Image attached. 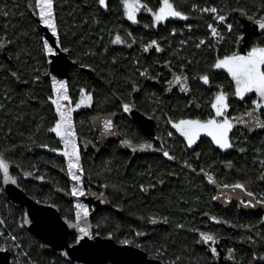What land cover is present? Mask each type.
Instances as JSON below:
<instances>
[{
  "label": "trees",
  "instance_id": "1",
  "mask_svg": "<svg viewBox=\"0 0 264 264\" xmlns=\"http://www.w3.org/2000/svg\"><path fill=\"white\" fill-rule=\"evenodd\" d=\"M172 1L189 16L187 26H190L191 30H185L182 28L183 25L178 22L176 36H171L168 31L165 33L175 47L173 56H170V52L166 56L174 61V65L178 69L183 60L193 82L196 97L208 109L210 98L217 90L218 85L229 93L232 91V86L229 83L230 78L225 72L216 70L212 73L210 85L207 88L202 86L199 81L195 82L194 77L203 74L218 55L222 56L226 52L239 48L232 43L230 34L219 44L209 39L207 25L213 21V17L193 10V6L198 8L211 6L221 10V13H228L232 18L234 31H237L238 26V31L245 34L244 24L252 25V21L234 10L243 9L248 15L254 16L264 15L259 12L262 0ZM28 2L30 1L17 0L16 4H12V0H0V37L4 33L14 41L10 52L5 54L7 58L0 54V104L4 105L3 108H0V152H6L13 145L18 146L15 152L9 153V159L13 164L19 165V168L13 167L12 175L21 176L23 172H32V176L19 179L18 187L39 203L56 208L65 221L74 218L73 207L76 201L70 198L71 196H67L70 188L63 176V170L66 169L65 162L49 150V148L62 149V144L58 142V138L54 134L46 131V128L54 122V109L45 103L47 97L51 95V85L45 79V61L39 56V37L33 33L34 22L28 18L25 10ZM57 2L59 4L57 11L62 21L61 29L63 31H75L73 23L76 22L75 18L80 15L91 18L98 14L103 24L114 16L111 21L116 25L114 29H118L122 22L121 9L117 11L119 0H113L111 5L113 11L109 14L102 11L97 13V6L92 0H85L88 7L83 6L79 0H57ZM16 8H19L21 12L18 13ZM4 12L8 14L4 15ZM23 13L25 17H21L20 14ZM92 20L89 19L88 24L93 23ZM181 28L182 30H180ZM245 38L248 47L264 40V36H261L259 31ZM66 40L70 44L68 46L75 51L74 53L81 56L79 52L81 46L72 42L74 37L67 36ZM200 40L211 41V44L201 45L200 48H197L196 44ZM181 41L186 43L181 44ZM98 45L95 44L92 49V53H96V55H92L96 56L95 66L99 73L105 74L103 65L107 64L113 71L111 74L116 75L117 79H112L108 74H105L106 76L103 77L105 85L91 83L89 85L84 81L83 76L74 73L69 84L72 99H79V90L83 87L93 93L96 106L104 103L111 95L122 99L131 95L134 91L129 82L135 73L132 61L120 58L124 56L121 50L112 49L101 56ZM244 50L246 51L247 47ZM28 52L31 53L30 56L23 54ZM16 55H20V61L14 58ZM111 58L117 60L118 68L113 65ZM188 61L192 63L188 64ZM35 68L39 69L41 75L39 82H33V69ZM12 71H18L22 76V80L18 81V84L17 80L11 76ZM23 80H27L29 83L25 85ZM141 86L142 100L140 103L145 111L157 113L158 119L161 121V130L164 129L163 122L166 114L171 118L200 116L196 111H190L186 107V105L188 106L186 98L166 97L162 94V90L160 92L156 90L155 93L151 91L152 97H145L144 86ZM6 94L7 99L5 98ZM29 96H31V102L22 104L21 101H27ZM118 102L119 100L117 101L113 97L108 105L114 108L118 106ZM230 102L233 106L232 111L236 110L240 101L230 96ZM244 102L241 101L239 104ZM246 102L251 101L246 100ZM208 113H204L203 116L207 117ZM79 117L78 134L85 136L89 130L88 115L83 113ZM9 130H11L10 134ZM233 142L236 147L239 146L245 151L232 149L225 152L219 150L210 143V138L206 137H202L201 141H198L196 146L190 149L186 148L184 141L177 137L168 141L171 155L176 157L175 160L166 161L164 158L157 157L137 158L135 163L127 167L126 164L120 162L121 155L113 149L102 154L96 160L85 159L83 168L86 178L92 186L98 188L99 193L103 192L106 197V193H108L111 205L109 208L100 207L91 211L89 222L96 237L108 238L109 233H112L113 240L118 244H120L118 241L125 238L135 240L147 247L148 251L142 250L152 258H154L156 250L166 249L162 260L165 264L177 256L181 257L178 264H264V259H261L264 256L256 255L259 252L261 254L264 252V239L258 237L260 233L263 234V231L258 226L255 227L258 231L254 228L255 237H244L246 244L241 248L242 252L238 254L239 257H244V260L240 262H215V259L208 254L206 247L197 243L200 239L199 232L208 230L217 238L220 231L213 221L223 218L217 204L212 199L215 196V191L207 185L200 172L201 168L211 171L216 181L245 182L253 192L264 193V180L261 179L264 165L260 163V161H264V133L255 137L245 135L244 138H233ZM42 144H47L49 148L41 147ZM197 153H200L199 160L196 159ZM185 161L196 168V172L185 167ZM228 161L232 162L231 169L227 167ZM38 177H43V179H38ZM161 180L164 182L160 183ZM104 184L108 185L107 189L102 187ZM141 185L147 190L141 191ZM151 185H155V187H151ZM4 187L5 184L0 177V217L8 222V228L4 233L6 236L9 233L16 234L22 247L20 249L12 248L11 242L6 243L3 237H0V247H7L12 252L14 264H69V262L75 264L68 256L65 257L61 254L64 251L52 249L40 239L35 238L29 232V224L25 225L23 229L18 227L22 218L27 214L26 209L22 205L12 203L7 197ZM165 217H167L168 223H163ZM152 219L156 221L155 224L150 223ZM258 223L254 222V225H258ZM178 225L184 227L181 228ZM191 229H198L199 232ZM136 231L145 232L147 235L136 237ZM76 233V229H71L68 239L70 245L73 244ZM227 246L238 250L237 237L230 234ZM24 253L27 255L25 256Z\"/></svg>",
  "mask_w": 264,
  "mask_h": 264
},
{
  "label": "snow or ice",
  "instance_id": "2",
  "mask_svg": "<svg viewBox=\"0 0 264 264\" xmlns=\"http://www.w3.org/2000/svg\"><path fill=\"white\" fill-rule=\"evenodd\" d=\"M97 5V13L103 11L104 13H109L113 11L111 8V0H95ZM28 8L31 16L35 20L36 28L33 29V33L36 34L39 44V56L48 64L55 62L57 67L63 63L64 56L67 55L71 57L73 55L72 48L68 47L64 38H67V32L62 33V21L59 18L57 9L59 4L57 0H30ZM122 9V17L127 21L131 22L133 25L139 24L138 14L141 11H145L151 14L152 24H145V28L155 27L161 22L167 21L170 18H178L180 20L187 21L189 16L185 14L178 4L170 2V0H159V5L156 9L148 7L147 4L141 3V0H119L117 6V11ZM193 10L206 12L213 15L214 20L220 25L226 27L227 32L232 38V43L235 44L240 50L229 51L225 54L218 55L214 61L208 65L207 69L203 74H198L194 79L202 82L203 85H210V77L212 73L216 70H223L227 76L230 78L229 83L232 86V91L229 93L223 87L217 86V91L210 98V112L207 117L201 116H181L179 118H166V124L170 125L171 129L174 131L168 132V137H173L174 134H178L180 138L185 142L186 148H192L193 145H196L198 141H201L202 137L210 138V143L215 145L217 149L222 151H227L234 147V142L232 140L231 134L233 129L237 125L245 126L249 131H254L256 129L264 130V40L253 43L250 47L247 46V41L245 34L242 31H234V26L231 23H226L228 17L225 14L221 13L216 7H205L198 8L193 6ZM238 11L241 16L246 17L249 21H252L255 26L260 30V35L264 36V15H248V13L243 9H235ZM260 13H264V0H262V6L259 9ZM7 15V12L3 13ZM95 23L97 25L102 23L100 16L97 14L95 16ZM45 31L46 34H41L38 31L40 28ZM208 28L212 37H219L217 44L224 40V36L218 31V28L209 24ZM103 30V29H102ZM191 27L189 26V31ZM112 30H109L111 34ZM175 29L172 31L171 35H175ZM62 36L64 38H62ZM126 37H132V33L125 30V36L120 35L118 32L115 34V38L109 41L110 44L114 45H124L127 44L128 47L132 45L127 43ZM19 39V37H17ZM101 41H103V36H101ZM14 43L13 40L5 38L0 41V47L5 45L11 46ZM186 43L181 41V44ZM210 45L211 41L200 40L196 47L200 48L201 45ZM214 47V46H213ZM247 47L245 51L244 48ZM155 52H163L164 49L156 40H152L150 43L146 44L143 48L144 52L149 50ZM107 47L104 48V53H107ZM30 56L31 53H23ZM85 56L96 55V53L85 52ZM17 61H20V55L14 57ZM74 64L77 63V60L72 61ZM112 63L115 64L116 60L113 58ZM137 64L139 61L136 62ZM191 64V61L187 62ZM83 68L85 65L80 64ZM165 67L171 69L172 62L171 60L165 62ZM90 67V66H89ZM34 76L33 82H39L41 75L39 69H33ZM179 75L173 73L172 80H168L166 83L168 87L165 89L167 92L172 91L173 84L180 86V91L183 93H189L191 91L189 87L190 77L188 76L183 60L181 61V66L179 68ZM45 76L51 78V95L47 97L45 103L54 109L53 123L51 126L46 128L48 133L54 134L58 138V142L62 144V149L49 148L47 144H42L41 147L49 148L52 152L59 151L60 154L66 158V175L71 182V188L67 193L73 198L79 200L81 197L88 195V190L85 187V170L81 164V155L80 147L78 144L77 132L74 124L73 113L80 109L82 106L91 107L93 102V93L87 91L86 88H80L79 95L80 98L75 102L73 106V101L70 96L69 82L65 79H58L57 75H53L51 72H45ZM140 76L148 77L147 71H141ZM11 76L17 81L22 80V76L18 71H12ZM23 83L27 85L29 81L23 80ZM132 90L138 92L140 89L137 84H131ZM230 96L237 98L239 101L250 100L251 104L245 109V113L240 116L232 117L229 114L231 108ZM254 97V98H253ZM7 99V94L5 96ZM119 100V98L117 97ZM31 102V96L28 97V100H22L21 103ZM4 105L0 104V108H3ZM122 110L124 113H128L132 110L133 105L129 103L121 104ZM186 107H188L186 105ZM115 113H108L105 117L102 118V127L103 132L101 136L107 135H116L114 131L115 125L113 121V116ZM247 117L245 119L244 117ZM98 119V118H94ZM11 130H9L10 134ZM124 145L131 149L133 153L137 151H143L145 148L151 147L150 144H140L138 147L132 144L130 141H124ZM18 146L13 145L11 149H8L6 152H0V177H2V182L5 185H17L19 186V179L22 177L32 176V172H23L21 176L12 175L13 167L19 168V165H14L13 162L9 159V153L15 152ZM164 157L168 160H175L174 155H170L169 151H164L160 149ZM241 152H244L245 149L241 148ZM200 153L196 154V159L199 160ZM261 165H264V161H260ZM184 166L190 168L192 172H196V168L192 167L187 161L184 162ZM232 162H227V167L232 168ZM201 173L207 177V180L210 184L215 185L217 181L212 175H209L204 171L203 168L200 169ZM38 179H43V177H38ZM261 179L264 180V171H262ZM164 181L161 180L160 183ZM105 189L108 188L107 184L102 185ZM155 187V185H151ZM223 190H228L226 198H235L239 201L240 205L246 208L255 207L257 204L264 205V197L257 198L256 194L249 189L248 184L245 182H234V183H223L220 185ZM147 189L141 185V191H146ZM96 195V193H91ZM101 198L104 197V193H99ZM219 197H212V199H218ZM247 198V199H245ZM106 202V201H105ZM91 210L89 207L82 202H77L74 205V218L66 219L65 223L68 228L76 229L77 233L74 237V242L69 247H76L77 245L83 246L82 242L87 240H95L96 234L92 230V225L89 222V216ZM220 221H217L219 223ZM6 222L0 219V225L5 224ZM31 221L27 218L25 214L22 218V222L18 225L20 229H23L25 225L30 224ZM150 223L155 224L154 219L150 220ZM163 223H168L167 217L163 218ZM178 227L183 228V225H178ZM192 231L199 232L198 229H191ZM147 233L142 231H136L135 236L141 237L146 236ZM0 237H3L7 242H11L12 248L20 249L22 243L20 242L16 234L9 233L7 236L3 231H0ZM200 239L197 243L208 245V254L212 257H215L218 253L217 247L213 246L217 243L216 237L214 235L199 232ZM114 235L109 233L108 239L112 240ZM121 245H132L136 248H141L145 251H148L145 245H141L135 240L123 239L118 241ZM9 250L7 247H0V251ZM231 251V250H230ZM166 249L163 251L156 250L154 255L155 260L162 261ZM63 256L67 257L69 253L64 251L61 253ZM26 256L27 253H24ZM264 259V258H261ZM181 260V257L177 256L174 260L168 262V264H178ZM70 264V262H69Z\"/></svg>",
  "mask_w": 264,
  "mask_h": 264
},
{
  "label": "flooded vegetation",
  "instance_id": "3",
  "mask_svg": "<svg viewBox=\"0 0 264 264\" xmlns=\"http://www.w3.org/2000/svg\"><path fill=\"white\" fill-rule=\"evenodd\" d=\"M79 1L82 2L83 6L88 7V5L86 6L85 0H79ZM92 1L93 3H95V0H92ZM16 2L17 0H12V4L13 3L16 4ZM112 2L113 0H111V5H112ZM170 2H173V1L170 0ZM29 3L30 2H28V4ZM141 3L147 4L148 7L156 9L159 5V0H141ZM28 4L26 5L25 10L27 12L28 18H30V20L34 22V28H36L35 20L30 14ZM16 11L18 13L21 12L19 8H16ZM105 14H109V13H105ZM20 15L21 17H25L24 13ZM95 16H91V18L87 16L84 17L82 15L77 16L75 18L76 22L74 21L73 23V27L76 30L73 32L63 31L61 29L62 33L67 32V36L72 35V37H74V40L72 41L73 43L81 46L79 48V52L81 56L78 53H74L75 51L73 50L72 47L68 46L70 44L67 42L65 38L64 42L68 47L72 48L73 55L71 57H68L67 55H65L63 59V63L59 67L62 70H65L66 68H68L67 65L71 64L69 65L67 72L65 71L59 72L57 69L56 63H55L56 65H53V64H48L45 62L44 73L51 72L53 75H57L58 79L67 80L69 84H70V81L72 80V76L74 73L80 74L81 76H83L84 81L88 82L89 85L91 84L105 85V81L103 78L104 76H106L105 74H108L109 77L112 79H117L116 75L111 74L113 73V71L107 64L103 65L105 74L99 73L97 67L95 66L96 56H92V55L85 56L84 55L85 52H92L93 46L95 44H99L98 45L99 55L104 56L106 54L104 53V48L107 47L108 51L112 49L121 50L122 55L124 56H121L120 58H122V60H125V61H128V60L132 61L133 67L135 68V73H133V79H131L129 83L137 84L139 89L141 85L144 86L145 97L151 98L152 97L151 91L155 93L156 90H158L159 92L162 90V94L166 97L178 96L182 99L186 98L188 101V108L190 109V111L192 110L196 111L197 114H200V116L203 115L204 113L207 114L208 112H210V107H208V109L205 108L204 104L200 102L199 99L196 97V94L193 88V82L191 81V78L189 80V87L191 89L189 93L181 92L180 86L175 85V84H173L171 92L165 91V89L168 87L166 82L168 80H172L173 73L179 75V71H178L179 69L175 67L174 61L171 60L170 58H167L166 56L168 52H170V56H173L175 52V47H174V43L172 42V40H168L165 33L168 31L170 32V35H171L174 29H175V32H177L178 22H180L183 25L182 28H184L185 30H188L189 29V26H187L188 21L180 20L178 18H170L169 20L161 22L159 25L155 27L145 28L144 27L145 24H148V25L152 24L150 13L141 11L137 17L139 20V24L133 25L131 24V22L127 21L126 19L122 17V9H121L120 17H121L122 22L119 24L118 29H114L116 25L112 24L111 22L114 16L110 17L108 19L109 20L108 22L104 24L102 23L103 25L102 24L97 25L96 23H94ZM59 18H60V15H59ZM89 19H93L92 20L93 23L88 24ZM251 26H254L253 27L254 30H257V26H255L253 22ZM92 27H94V29H92ZM182 28L180 30H182ZM109 30H112L111 34H109ZM125 30L132 33V37H126L127 43L131 44L132 45L131 47H128L127 44L114 45V44L109 43L111 39L115 38V34L117 32L120 35L125 36ZM101 36H103V41H101L100 39ZM171 36H176V34L171 35ZM5 38L9 39V36L3 33L0 37V41L4 40ZM62 38L64 37L62 36ZM152 40H156L160 44V46L164 49V51L155 52L150 49L148 52H144L143 51L144 46L150 43ZM11 48H12V45L11 46L5 45L4 47H0V54L2 56H5L6 53L10 52ZM111 59L113 60V58ZM73 60H77L78 62L74 64L72 62ZM169 60H171L172 62L171 69L164 66L165 62ZM137 61H139L138 64L136 63ZM81 63H83L85 67L82 68L80 66ZM113 65L116 68H118L117 63ZM145 70L148 73L147 78L139 75L141 71H145ZM185 70L187 72L186 66H185ZM188 76L190 77L189 74ZM45 79L48 80L51 85V78L49 76H45ZM194 81L197 82L198 80L195 79ZM199 83L202 86H206L207 88L209 86V85H203L202 82H199ZM153 88H156V89H153ZM141 93H142V89H140L138 92H132L131 95L125 97L124 99L119 98V102H118L119 104L118 106H115L114 108L110 107V105L108 104L111 102V98L113 97H115L116 100L118 101L117 99L118 96L111 95L110 98L107 97L106 101H104V103H101V105H98V106H96L97 104H95L94 97H93V102H92L91 107L82 106L80 109L76 110L73 113V119H74V124H75L77 138H78V144L80 147L82 166L84 164L85 159L93 158L96 160L102 154L109 152L111 149L116 150V152L121 155L120 157L122 158V160L120 162L123 164H126L127 167H130L133 163H135L137 158L145 159L146 157H152V158L157 157V158H164L166 161L168 160L166 157L163 156L162 151H160V149H163L164 151H169L171 155V150L169 148L170 145L168 141L173 138H177L179 136L178 134H174L173 137L171 138L168 137V132L174 131V130H172L170 125L166 124L165 122L166 118H168L167 114L165 115V121L163 122L164 129L161 130V127H160L161 121H159L157 113H154V112L149 113L145 111L142 104L140 103L141 102L140 100H142ZM78 100L72 99L73 106L75 102H77ZM122 103H129L133 105L132 110L128 113H124L121 107ZM239 103L236 107V110L231 111V108L233 107L231 106L229 110L230 116L232 117L240 116L241 114L245 113V109L248 107V105L251 104V102L247 103L246 101L243 104H239ZM206 106H207V103H206ZM135 111H138L140 114L144 115L146 119L148 120L151 118V120L155 122L154 129L149 130V129L141 128L134 120L133 113ZM83 113L84 115H88L89 130L87 131L85 136H81L78 134V123H79L78 118L80 119L79 116H81ZM108 113H115V115L112 118H113L114 125H115L114 131L117 134L116 135L105 134L104 136H101V133L103 132L102 118L105 117ZM94 118H98V119H94ZM244 118L247 119L246 116ZM150 132H153V135L150 134ZM261 133L263 134L264 130L256 129L254 131H249L245 126L237 125L233 129L231 137L233 140V138H237V137L244 138L245 135H248L249 137H255L256 135L261 134ZM124 141H130L132 144L136 145L137 147L140 144H145V143L150 144L151 147L145 148L143 151H137L133 153L130 148L124 145ZM232 149L235 151H238L241 148H239V146L236 147L234 145ZM232 149H229L227 151H230ZM54 153L57 155L58 158L63 159V161L66 164V158L63 157L59 153V151L54 152ZM204 171L214 177L211 171L207 169H205ZM63 172H64V175L62 172L61 173L65 177V180L67 181V183L69 184V188H71V182L69 181V178L66 175V169H64ZM202 174H203L204 179L206 180L207 185L212 187L213 190L215 191V196L219 197L218 199H215V200L213 199V201L217 204L219 210L221 211L222 217H223L217 220V221H220L219 223H217V221H213L215 222L214 224L217 225L218 230L220 231L216 238L217 243L213 245L217 247L218 253L213 258L215 259V262H221V263H230V262H235V261L240 262L244 260V257L238 256V254L242 252L241 248L245 246L246 244L244 237L246 238L255 237L254 228L258 226L260 227V229H262L261 231H263L262 232L263 234L260 233L258 237L260 239H264V205L257 204L255 207H249V208L243 207L240 205L239 201L236 200L234 197L226 198V194L228 190H223L220 187V185H222L225 182H221L218 180L215 185L210 184L207 180V177L204 175V173ZM234 182L236 181L227 182V183H234ZM85 187L89 193L85 197H81L79 198V200H77L76 198L70 197V195H67V196L75 199L76 201L75 203L77 202L85 203L91 211L97 210V208H100V207L109 208L111 206L108 193H106L107 197L104 196L103 198H101L99 196L98 188L95 186H92L90 184V181L86 178V176H85ZM91 193H96V195H92ZM254 193L256 194V197L258 199L261 197H264L263 195L264 193L262 192H261L262 194H259L256 191ZM254 222H259V223L258 225L257 224L254 225ZM256 230L258 231V229ZM205 233L214 235L208 230L205 231ZM230 234L237 237L238 250H235L231 246H227L228 237ZM204 246L208 250L209 246L208 245H204ZM11 261L14 264L12 252H11ZM75 264H78V263H75Z\"/></svg>",
  "mask_w": 264,
  "mask_h": 264
},
{
  "label": "water",
  "instance_id": "4",
  "mask_svg": "<svg viewBox=\"0 0 264 264\" xmlns=\"http://www.w3.org/2000/svg\"><path fill=\"white\" fill-rule=\"evenodd\" d=\"M245 37L252 33L260 32L254 30L251 24H244ZM41 34H46L42 27L39 29ZM251 33V34H250ZM239 50V49H238ZM56 65L55 62L52 63ZM68 64L67 67L69 68ZM68 68L59 72H67ZM18 84V81H17ZM134 120L143 129H154V122L140 114L138 111L133 113ZM153 135V132H150ZM5 193L9 200L17 205H22L26 209L27 216L31 223L29 232L44 244L57 251H67L68 257L75 263L81 264H165L160 260L150 258L145 251L132 245H121L113 239L96 237L95 240L82 242L83 246L69 247L68 239L71 229L68 228L58 210L52 206L41 204L29 197L22 189L16 185H5ZM0 264H13L10 251H0Z\"/></svg>",
  "mask_w": 264,
  "mask_h": 264
},
{
  "label": "rangeland",
  "instance_id": "5",
  "mask_svg": "<svg viewBox=\"0 0 264 264\" xmlns=\"http://www.w3.org/2000/svg\"><path fill=\"white\" fill-rule=\"evenodd\" d=\"M205 7H207V6H204V7H202V8H205ZM208 8H211V6L208 7ZM202 13H205V14H207V15L213 17V15L210 14V13H206V12H202ZM222 14H225V15L228 17L226 23H231V24H232V18H231V16H229L228 13H222ZM212 19H213V21L210 22L209 24H213V26L217 27V28H218V31L224 36V39H226V36L229 34V33L227 32V30H226V27H225L224 25H220L218 22H216V21L214 20V17H213ZM209 24H208V25H209ZM208 25H207V26H208ZM208 32H209V39H212V40H214L215 42H217V40L219 39V37H212L209 28H208ZM193 146H194V145H193ZM62 147H63V146H62ZM59 153H60V152H59ZM0 219L4 220V221L6 222L5 224L0 225V231L5 232L6 229L8 228V222H7L5 219L1 218V217H0ZM4 246H5V245H4ZM263 253H264V252H262V254H261V253L259 252V253H257L256 255H257V256H260V257H263V256H264ZM257 258H258V257H257ZM78 264H81V263H78Z\"/></svg>",
  "mask_w": 264,
  "mask_h": 264
},
{
  "label": "bare ground",
  "instance_id": "6",
  "mask_svg": "<svg viewBox=\"0 0 264 264\" xmlns=\"http://www.w3.org/2000/svg\"><path fill=\"white\" fill-rule=\"evenodd\" d=\"M134 110H135V109H134ZM134 110H133V111H134ZM150 119H151V118H150ZM154 123H155V122H154ZM145 133H146V132H145ZM148 135H149V134H148ZM147 255H148V254H147ZM150 258H151V257H150Z\"/></svg>",
  "mask_w": 264,
  "mask_h": 264
}]
</instances>
